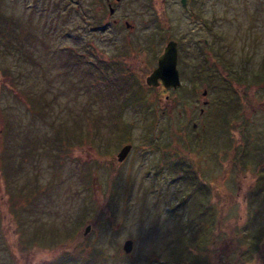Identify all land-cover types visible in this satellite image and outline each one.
<instances>
[{
  "label": "rangeland",
  "instance_id": "rangeland-1",
  "mask_svg": "<svg viewBox=\"0 0 264 264\" xmlns=\"http://www.w3.org/2000/svg\"><path fill=\"white\" fill-rule=\"evenodd\" d=\"M90 1L0 0V264H257L264 0H199L195 17L121 0L134 28L104 32ZM172 39L180 88L147 85ZM89 43L122 63L87 66Z\"/></svg>",
  "mask_w": 264,
  "mask_h": 264
},
{
  "label": "flooded vegetation",
  "instance_id": "flooded-vegetation-1",
  "mask_svg": "<svg viewBox=\"0 0 264 264\" xmlns=\"http://www.w3.org/2000/svg\"><path fill=\"white\" fill-rule=\"evenodd\" d=\"M120 1L121 0H91L90 1L91 3H89V7L87 8L88 15H93L92 20L88 19V21H90V26H91L90 32H95V31L104 32V31H106V28L108 27V25H106V27H105V24H109L111 29L113 27L123 28V26H122L123 23H124L125 26L129 27L130 29L134 28V25L129 24L125 19H123V18H114L113 17V15H127V12H123L122 13L121 11L117 10L118 9V3ZM147 1H148L149 10H151V11L155 8V5L158 4V0H146V2ZM198 1L199 0H169V3L170 4H177L178 6H180L182 8V14H184V15H194V17H195V15H203V11H199V9L197 10L196 4L198 3ZM162 3L164 4L163 0H162ZM142 14H144V15H157V12H155V11H153V12H145V13H142ZM166 14L168 15L167 12H166ZM94 26H95V28H93ZM216 32H219V31L215 30V29H211V39L204 38L203 39V44L204 45H208L209 44L208 41H211L210 45L211 46L214 45L216 47L217 46L216 43L221 39V38L217 37L218 35L216 34ZM94 37L97 38L98 36L94 35ZM178 44H179V42L177 41V51H178V54H177V69L179 67V62L181 60V49H180V46H178ZM88 47H90V50H91V53H92L91 57L94 58V62H95L96 66L105 67V66L117 65V64L120 65V63H122V62H119V61L114 60V59L109 62V59L107 60V55H106L107 49L104 46L98 45V43H95V44H92V45H91V43H89ZM102 47H104L105 49H102ZM118 57H119V60L122 61L121 60V58L123 57V51L122 50L118 51ZM152 67H153V64H151L150 68H152ZM178 74H179V79H180L181 75H180L179 69H178ZM178 87L180 88V84L178 86H176V87H172L171 89H175V88H178ZM186 101L187 100L182 101V102H186ZM205 101H204V103H205ZM182 102H181V104L183 105ZM173 104L174 103H171V106ZM171 106L169 108H172ZM188 109L189 108L186 109V106H185V111L186 112H188ZM200 110H201L200 112L202 113V108H200ZM182 111H184V108H183ZM178 114H181V111H179ZM195 125L196 124L193 123V128H195ZM172 148H174V146L169 148L170 151H172ZM183 148H186V147H184L183 145L177 147L176 153H177L178 150H183ZM173 156H174V154H172L171 160H172ZM171 164H172V162H171ZM172 166H173V168H172L173 171L175 173H177L178 179H183L184 178L183 174H184L185 166H182L181 171H179L178 168L175 165H172ZM182 172H183V174H181ZM203 180H205V179H203ZM259 224H261V225L258 226V228L260 230V229H262L264 227V222L259 223ZM255 237H257V236H255ZM259 240H261V237H257V238L254 239V235H253L252 239H249V250L251 248H255V245L257 243H258V245L256 246V248L263 249L264 243L259 242ZM251 254H249V262H248V264H254V261H253V259L251 257ZM252 256H253V254H252ZM257 264H264V256L262 257V259H259V262Z\"/></svg>",
  "mask_w": 264,
  "mask_h": 264
},
{
  "label": "water",
  "instance_id": "water-1",
  "mask_svg": "<svg viewBox=\"0 0 264 264\" xmlns=\"http://www.w3.org/2000/svg\"><path fill=\"white\" fill-rule=\"evenodd\" d=\"M176 43L174 41H169L158 58L157 67L151 72V74L146 78L148 84L157 85L159 84L158 79H161L163 85L176 86L179 83L178 74L176 70ZM205 94V90H203ZM130 149V145L126 144L120 152L117 154L120 159L126 155V151ZM132 241L126 239L124 241V250L129 252V247L131 246Z\"/></svg>",
  "mask_w": 264,
  "mask_h": 264
},
{
  "label": "trees",
  "instance_id": "trees-1",
  "mask_svg": "<svg viewBox=\"0 0 264 264\" xmlns=\"http://www.w3.org/2000/svg\"><path fill=\"white\" fill-rule=\"evenodd\" d=\"M258 77H259V78H262L260 81L264 82V75H263V74H262V75H259ZM258 77H257V78H258ZM113 94H114V93H113ZM113 94H112V95H113ZM114 95H115V94H114ZM193 190H194V189H193ZM199 212L202 213V211H199V210H198V214H199Z\"/></svg>",
  "mask_w": 264,
  "mask_h": 264
}]
</instances>
